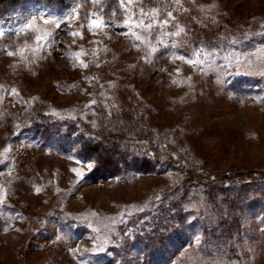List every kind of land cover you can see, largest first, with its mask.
Masks as SVG:
<instances>
[{
	"label": "rangeland",
	"instance_id": "374dc122",
	"mask_svg": "<svg viewBox=\"0 0 264 264\" xmlns=\"http://www.w3.org/2000/svg\"><path fill=\"white\" fill-rule=\"evenodd\" d=\"M34 113L173 163L92 181L75 149L18 134ZM190 170L264 175V0H72L0 22V264H264V205L183 197ZM167 209L187 224L172 241Z\"/></svg>",
	"mask_w": 264,
	"mask_h": 264
},
{
	"label": "trees",
	"instance_id": "16d2710c",
	"mask_svg": "<svg viewBox=\"0 0 264 264\" xmlns=\"http://www.w3.org/2000/svg\"><path fill=\"white\" fill-rule=\"evenodd\" d=\"M71 2L72 0H0V22L7 23L13 16L14 11L21 6L24 7L32 4L33 6L38 5L45 9L61 10L70 6ZM86 129L85 126L78 124L75 120L59 119L34 113L27 122L19 125L18 134L38 137L62 152H69L75 149L81 159L91 163V168L85 176L92 181L136 173L160 174L164 173L167 167L173 163L168 157L165 158L152 143L141 146L137 142V137H132L129 131L114 130L103 135H95ZM128 130L131 129L128 127ZM260 177H264V175ZM260 177L254 179L246 173L238 175L237 172L230 171L221 177L222 179H218L217 175L213 173L207 172L202 174L190 170L185 174L183 180L185 182H182L184 185H181L183 187L181 196L186 197L187 191L192 187L193 189L205 188L212 199L211 201H213L218 199L216 196L220 192L224 196L220 197L219 202H215L217 206L220 205L222 207L223 205V208L226 207V215L229 216L231 210L233 211L234 208L240 206V202L245 208H249L252 205L258 208L263 207L264 189L262 188H264V178ZM232 180L238 181L240 191L231 189L230 183ZM219 181H221L220 185L215 183ZM186 183L188 184L186 185ZM244 188L248 190L243 192ZM254 188L258 190L250 194L249 190H254ZM249 194L253 196H249ZM222 210L221 208L220 211ZM169 212V209H167L165 218L162 219L164 222L157 227V229L162 230L161 234L167 232V235H161L160 240L168 238V241H172L171 235H176L173 236L174 239L179 238L177 236L181 228L187 227L186 221L181 220L182 216L177 218ZM169 214L170 216H168ZM227 219V217H224L222 221L225 226L230 224L227 222ZM232 221L238 227L237 217L232 218ZM232 221L230 220V222ZM190 228H193L192 224ZM156 247L158 246H154L152 250H155ZM148 254L144 251V256ZM105 257L107 258L104 264H121L118 262L117 253H114L113 256L106 255Z\"/></svg>",
	"mask_w": 264,
	"mask_h": 264
},
{
	"label": "snow or ice",
	"instance_id": "6c2138e0",
	"mask_svg": "<svg viewBox=\"0 0 264 264\" xmlns=\"http://www.w3.org/2000/svg\"><path fill=\"white\" fill-rule=\"evenodd\" d=\"M91 23L94 24V25H96L97 27H99V24H98L97 21L93 20V21H91Z\"/></svg>",
	"mask_w": 264,
	"mask_h": 264
}]
</instances>
